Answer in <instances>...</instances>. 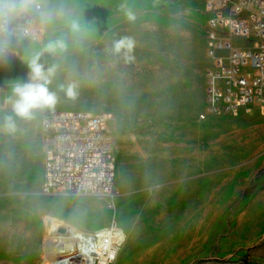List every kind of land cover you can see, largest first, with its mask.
I'll use <instances>...</instances> for the list:
<instances>
[{
	"label": "rangeland",
	"instance_id": "obj_1",
	"mask_svg": "<svg viewBox=\"0 0 264 264\" xmlns=\"http://www.w3.org/2000/svg\"><path fill=\"white\" fill-rule=\"evenodd\" d=\"M40 1V37L16 35V56L0 69V124L12 114L11 84L64 36L66 49L40 61L57 65L59 100L34 119L16 118L15 132L0 128V264H49L53 223L123 231L110 264H264V111H207L205 0ZM72 20L80 33L70 32ZM123 37L133 41L130 59L111 51ZM69 81L78 84L74 99L57 88ZM53 110L110 119L113 209L102 197L41 194V124Z\"/></svg>",
	"mask_w": 264,
	"mask_h": 264
},
{
	"label": "built area",
	"instance_id": "obj_2",
	"mask_svg": "<svg viewBox=\"0 0 264 264\" xmlns=\"http://www.w3.org/2000/svg\"><path fill=\"white\" fill-rule=\"evenodd\" d=\"M204 10L207 111L237 114L250 106L264 111V0H205ZM42 12L40 0H0V46L5 49L0 69L16 56V35L40 37L36 15ZM3 90L0 80V95ZM109 120L82 110L44 115L41 194L102 197L115 207L117 162Z\"/></svg>",
	"mask_w": 264,
	"mask_h": 264
},
{
	"label": "clouds",
	"instance_id": "obj_3",
	"mask_svg": "<svg viewBox=\"0 0 264 264\" xmlns=\"http://www.w3.org/2000/svg\"><path fill=\"white\" fill-rule=\"evenodd\" d=\"M121 7L125 6L121 5ZM125 14L129 20H135L136 18L131 10H126ZM68 27L73 34H78L82 31L78 20L70 21ZM66 47L67 44L64 36L50 40L45 45L43 51L33 55L27 62L29 69L27 79H17L10 86L12 95L7 98V103L11 105L12 114L3 117L0 128L10 133L15 132L16 118L22 120L34 119L37 111L52 109L58 103L59 97L57 91L51 87L56 77L57 65L51 64L45 67L40 61L45 53L55 55L57 52L64 51ZM132 48L133 41L130 38L123 37L112 42L111 51L116 56L130 59ZM4 50L3 46H0V53ZM57 88L67 98L74 99L77 94L78 84L75 81H69L59 84Z\"/></svg>",
	"mask_w": 264,
	"mask_h": 264
},
{
	"label": "bare ground",
	"instance_id": "obj_4",
	"mask_svg": "<svg viewBox=\"0 0 264 264\" xmlns=\"http://www.w3.org/2000/svg\"><path fill=\"white\" fill-rule=\"evenodd\" d=\"M95 233L53 223L47 241L49 264L113 263L127 239L126 235L114 225Z\"/></svg>",
	"mask_w": 264,
	"mask_h": 264
},
{
	"label": "crops",
	"instance_id": "obj_5",
	"mask_svg": "<svg viewBox=\"0 0 264 264\" xmlns=\"http://www.w3.org/2000/svg\"><path fill=\"white\" fill-rule=\"evenodd\" d=\"M15 37H16V36H15ZM14 39H15V38H14ZM14 39H13V40H14Z\"/></svg>",
	"mask_w": 264,
	"mask_h": 264
}]
</instances>
